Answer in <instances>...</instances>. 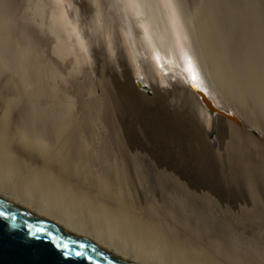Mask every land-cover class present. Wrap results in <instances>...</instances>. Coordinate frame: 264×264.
Returning a JSON list of instances; mask_svg holds the SVG:
<instances>
[{
	"label": "rangeland",
	"instance_id": "1",
	"mask_svg": "<svg viewBox=\"0 0 264 264\" xmlns=\"http://www.w3.org/2000/svg\"><path fill=\"white\" fill-rule=\"evenodd\" d=\"M45 1L46 2L43 0H38L37 2L35 0L0 1V15L2 12V14H4L0 16V23H3L0 24L1 109H7L8 103L3 102L10 100V109L47 108L59 109V111L64 109L63 112L70 113L73 116L79 114V117L83 116L81 118L82 120H80L82 125H86L87 127L95 123L104 126L109 123L111 124L112 121L113 123L117 122L118 126L115 125L114 132L116 133L117 130L118 133H116L117 136L115 140L120 139V142L125 140L124 143L127 145L133 142L135 144L137 143L136 145L139 151L141 153L143 151L142 154L146 156H151L150 158L155 159L158 158L157 156L167 153V157H165L166 155H162V157L170 158L176 163L179 162L181 167L180 173L183 171L184 175H186H183L182 180L179 181L181 184L183 183L182 187H178L177 181L174 180L176 176L173 173H171L172 176H170V174L168 177L160 176V174L158 177L157 174L152 175L148 180H146V177L144 179L146 181H142V188L139 189L136 188L133 182L125 179V177L119 179L111 178L108 180L100 179L92 183L84 179L82 174H79L81 178L74 175L70 176L71 179L80 180V189L83 194H85V191H89L91 197L100 195L101 197H105V201L102 199L103 207L114 205L118 206L120 211H124L129 206L132 207L135 212L142 211L143 215H146V219L150 216L149 219L153 218L154 221L157 222L159 220L160 227L164 229L166 237L175 238L176 236L175 241L179 243L183 242L184 245L187 246V254H190V257H198L205 260L212 257L213 262H218L220 264H264V231H262L264 230V123L259 120L257 111V113L253 114L250 111H248L250 112L248 113L236 100L231 98L228 100L227 97H224L225 99L222 97L224 89L221 85L220 77H217L220 71L217 69V67H219V62H217L216 67L213 61L216 57L222 56L220 52L222 54L224 53V51H222L223 49H221V51L219 50V53H216L215 42L217 38L223 35L227 36V31H230V36H232V32L234 34L232 36L234 39V41H232V48L236 45H247L250 42H252V45L256 44L258 43V37H264V0H180L181 6H183L185 24L188 26L190 35L194 38L195 46H197L202 59H204V63L206 62L204 66L208 64L205 68L208 72L207 77L210 85L217 94L222 95L218 98V100H220L219 103L229 108L227 110H231L228 114L235 115L237 118L228 117L226 113H217L214 115L211 111L206 110L209 108H206L207 106L204 103L192 96L189 97L188 94L186 95V93H188L186 90L184 93V91L178 88L183 92L181 93L173 85L170 88L168 87L170 85H159L156 87L152 76L146 72L144 66V70L138 76L135 78L131 76L132 81H136L141 94H139L138 91H136V93L134 91L132 94L131 90L132 95L130 96L129 93L125 91L126 89L111 92L108 88L110 91L109 93L108 90L103 89L104 83L100 78L104 72L101 59L105 47V42L102 41L101 36L103 35V30L106 32V30L109 29L104 25L105 21L101 26L100 32H95V34L97 33V37L95 36L97 39V49L95 50L92 60H82L81 64V61L76 60V56H74L72 52L61 53L59 50L55 32H53L52 24L49 21L50 12L48 11L50 7L47 3H50V0ZM133 1L144 3L146 0ZM149 1L154 9L162 15L164 11L162 0ZM103 2H106L108 6L101 8L102 11L96 6V0H73L74 5L78 8L81 17L83 16L84 19L88 16L82 15V10L86 8L88 10L90 6L92 7L91 10H94V12L89 16L92 26L96 25V18L98 16V12H96L97 8L103 13L106 12L103 19L107 21H109V19L114 21L116 19L117 12L115 7L111 4V0H103ZM225 3H227V5L229 4L228 7ZM208 6L210 7L208 8ZM69 9L74 11L72 7ZM238 12L242 15V18H237L240 20L235 19L236 17H241ZM226 17L229 18V21ZM203 20L204 22H202ZM210 21L214 22L210 23ZM126 22L129 24V18ZM216 22L218 23L215 24ZM230 23L233 24L230 26ZM251 23L257 26L253 27ZM234 28L240 31L238 32ZM127 29H130V25H128ZM254 29H256V31H254L256 35H254L255 37L252 39L249 34H251V31ZM115 35L117 36L118 34L116 33ZM6 40H10V42L6 43ZM244 40H247V42ZM218 48L221 47L218 46ZM238 48L239 47H237V49ZM120 49V56L117 55L115 60L114 58H110L108 62H110V68L115 72L118 79L122 83H127V78L124 74L125 71H127L125 69L128 66L129 60L122 45ZM241 49L243 50V48ZM229 50H231V48H226V51ZM213 53H216V55L214 54V56ZM254 58L256 57L254 56ZM98 59H100V61ZM111 60H113V62H111ZM207 61L211 63L209 64ZM254 62L259 66L257 59ZM119 63H121V65ZM99 67H101V69ZM130 70L131 69L128 68V74H130ZM262 70H264V68H262ZM261 75L263 76V74ZM138 80L142 81L143 84H149V90L142 89ZM216 81L218 83H216ZM124 92L126 95L125 97ZM161 94L165 96L162 98ZM112 97L114 100L110 99ZM29 99H31L32 108ZM113 101L117 103V106L115 103L113 104ZM159 106H162V108L164 107L163 109L167 108L168 112L171 109L177 112L175 113L172 111L171 113L176 115L174 117L175 120L173 117H169L170 120H174H172L173 122L155 119L160 115L159 113H161V108H159ZM120 115L125 119L124 122L121 121L122 125L118 123L120 122L118 121L121 117ZM180 115L183 116V118H179ZM83 118L87 120L84 119V121ZM96 119L99 121L96 122ZM100 119L103 120L105 124ZM88 120L91 121L89 122ZM134 123L136 124L135 126ZM104 128L107 129L110 127L108 125L106 127L104 126ZM127 139L129 142H132L128 143ZM137 139L140 144L137 142ZM259 142H263V145H260ZM16 145L17 144H12L11 146L15 149V147H17ZM27 146L28 145L25 144L21 148H26ZM21 148H19V150ZM25 148L21 150L25 155L21 151V156L19 155L21 159L26 161L24 162L20 159V164L18 163V165L22 167L21 163H23L21 169H25V167L29 166L27 163L33 162V157L36 155L32 156L33 153L31 152H34L32 148ZM146 148L151 150H147ZM163 150L164 153H162ZM27 151L28 153L30 152V154H28ZM26 155L31 158L28 159ZM53 165H55L54 162ZM178 174L179 172L176 173L177 176ZM197 175L206 177L209 181V187L212 185L210 189L216 191V202L213 204L214 207L212 205L213 208L209 207L211 205L203 202L210 197H206L208 196L206 194L208 191L204 188H201L202 190L199 191V187L202 183L197 181L196 178L194 179V176ZM97 177L98 179L106 178L102 176ZM160 180L164 182L163 184L167 183V186L170 187V189L166 190L168 193H171V196L169 197V193L168 198L164 199L166 202H159L160 206L168 211L164 210L161 215L159 213L157 215V213L155 214V212H153L154 209L152 205L154 206L158 202L152 197L158 195L155 183L156 181L160 182ZM147 181L150 182L147 183ZM194 183L197 185L194 186ZM116 187H124L125 189L128 187V189H126L127 193L134 199L136 198L135 205L131 202L128 203L127 193L122 192L120 197L118 196L119 193L116 196L112 195L117 191ZM178 190L181 191L179 192ZM162 192L164 196V189ZM221 193L222 195L228 194V202L226 201L228 204L224 202L225 200L222 198ZM7 194L9 195V193ZM231 195L237 197V199L233 198ZM16 196H18V194H16ZM229 196H231V198ZM184 197L186 199H184ZM125 198L127 203H125ZM20 199L26 201L27 206H32L36 212L42 214V207L39 205V202L34 200L30 201L22 196ZM174 203L176 204L174 205ZM192 204L196 205V207L192 206L194 209L197 207L199 208H197L198 210L196 209V212H192L194 210L190 207ZM203 206H206L205 208H207V210H205ZM239 207L248 209H245L244 213ZM154 208H156V205ZM210 209L213 211L211 210L210 212ZM239 210L241 213L238 212ZM210 213L213 214V216L211 215L212 217ZM242 216L244 218H242ZM45 217L62 225V219L51 212H49V215L46 214ZM238 218L244 219V222H241ZM163 220H165V222ZM258 223L259 225H257ZM68 226L72 231L82 232L92 240L87 241L95 244V237L100 247H103L101 245H105V240L107 238L101 237L98 239L95 232L84 230L81 225H75L74 222L68 223ZM255 226H258V228L261 226L259 228L260 231ZM223 235L227 238L223 237ZM127 256L130 257L128 254Z\"/></svg>",
	"mask_w": 264,
	"mask_h": 264
},
{
	"label": "bare ground",
	"instance_id": "2",
	"mask_svg": "<svg viewBox=\"0 0 264 264\" xmlns=\"http://www.w3.org/2000/svg\"><path fill=\"white\" fill-rule=\"evenodd\" d=\"M35 1L37 2L38 0ZM43 1L46 2L45 0ZM96 2V6L100 9L108 6L106 2H103V0H96ZM162 3L164 6V11L161 15L154 9L149 0H146L144 3H139L136 1L134 2L133 0H111V4L113 7H115L117 12L116 19L114 21H111L110 19L109 21L103 19L106 12L103 13L102 9L101 11L97 8L96 12H98V16L96 18V25L94 26H92V22L89 18L90 14L94 12V10H91L92 7L88 6V10L90 11H88L87 8L84 10L81 8L83 12L82 15L88 16L84 19L83 16L81 17L78 8L74 5L73 0H50V3H47L50 7L49 11H47L50 12L49 21L52 24L54 30L53 32H55L59 50L61 53L72 52L74 56H76V60L81 61V64L82 60H92L95 50L97 49V39L95 36L98 32H100L101 26L105 21L104 25L109 29H107L106 32L103 30V35L101 36L102 41L105 42L101 59L102 69L104 68V72L100 77L104 83L103 89L108 90L109 88L111 92H117L120 89H126L125 91L128 92L130 96L134 91L135 93L136 91L139 92L138 85L135 80L132 81L131 76L134 78L138 76L144 70V66L146 72L152 76L156 87L159 85H170L168 86L170 88L173 85L177 90L180 88V90L184 91V93L187 91L188 93H186V95L188 94L189 97L192 96L198 101L204 103L207 106L206 108H209L206 109L208 111H211V107L204 102L208 99H211L217 106L223 107V105H221L222 103H219L220 100H218V98L222 95L217 94L210 85L209 79L207 77L208 72L205 68L206 65L204 66L206 62L204 63V59H202L200 54V65L194 56L193 42L191 40L188 26L185 24L184 11L182 9L183 6H181L180 0H162ZM225 4L227 5V3ZM71 7L74 11L69 9ZM209 7L210 6H208V8ZM2 13L1 15H4ZM239 15L241 14L239 13ZM128 18L129 24L126 22ZM226 18L229 21V18ZM237 18H242V15L241 17L239 16L235 19ZM202 22H204V20ZM211 22L212 21H210V23ZM217 23L218 22L215 24ZM232 24L233 23H230L229 25L231 26ZM128 25H130L129 30L127 29ZM229 25L228 28L230 27ZM252 25L253 27L257 26L254 23ZM234 29L237 30L236 28ZM254 31H256V29L252 30L251 34H249L252 39L255 37L254 35H256V32ZM95 32L97 33L95 34ZM116 33L118 34L117 36L115 35ZM226 33L227 36L223 35L220 38H217L215 42L216 53H219V50L221 51V49H223L222 51H224V53L222 54L220 52V55L222 56H218L213 60L216 67L217 62H219V67H217V69L220 71L218 72L219 75H217V77H220V82L224 89V94L222 97H227L228 100L230 98L236 100L237 103L240 104L241 107L247 112L250 111L252 114L258 112L259 120L264 123V70H262V68H264V37L259 38L257 36L258 43L256 44L252 45V42L243 46L234 44L236 45V48L234 45V48H232V41H234L232 36L234 34L232 32V36H230V31H227ZM244 41L247 42V40ZM5 42L8 43L10 40H6ZM121 45L124 47V52H126V56L129 60L128 66L126 69H124L127 71L128 68L131 69L130 74H128L127 71H125L124 74L126 75L125 77L127 78V83H122L118 79L115 72H113L110 68V62H108L110 58H114L115 60V57L120 54ZM218 46L221 48H218ZM237 47L239 48L237 49ZM226 48H231V50L226 51ZM241 48H243V50ZM216 53H213V55H216ZM254 56L256 58H254ZM181 57L186 62L185 66H183L181 62ZM256 59L259 62V66H257L254 62ZM98 60L100 61V59ZM111 62H113V60H111ZM119 64L121 65V63ZM99 68L101 69V67ZM260 73L263 74V76ZM141 82L142 81H139V84L142 86L143 82ZM216 83L218 82L216 81ZM149 88L150 86L148 84L147 89L149 90ZM198 90L203 94L202 99L198 95ZM182 91L180 92L183 93ZM139 94L141 93L139 92ZM161 95L162 98L165 96L164 94ZM125 96L126 95L124 92V97ZM110 99L114 100L113 97ZM29 102L31 104V99H29ZM3 103H8V106L7 109H1L0 105L1 197L33 210L34 208L30 205L29 206L32 208L27 206V202L21 200L20 197L22 196L29 199L30 201L34 200L39 202V205L42 207L41 213L43 216H46V214L49 215V212H51L52 214L59 216V218H61L63 221L61 224L68 227L69 229L70 227L68 226V223L74 222L75 225H81L84 230L95 232L98 239L101 237L107 238L105 240V245L101 246L108 248V250H111L117 254L127 253L130 257H128L127 254L121 255L126 258L128 257L127 259L135 264H220L218 262H213L212 257L207 260L198 257H190V254H187V246H185L183 242H176V236L175 238L166 237L164 229L160 227L159 220L157 222L154 221L153 218L149 219L150 216L148 217V214V219H146V215H143L142 211L135 212L133 208L129 206L127 208L125 206L126 209L124 211H120V208L114 205L103 207L102 199L105 201V197H101V195L97 197H91L89 195V191H85V194H83L80 189V180L70 178V176L73 175L81 178L79 174H82L84 179L93 183L95 181H99L100 179L108 180L111 178L119 179L121 177H125V179L133 182L136 188L139 189L142 188V181L146 177V180H148L152 175L157 174L158 177L160 174V176L168 177L171 173H173L177 177H174V180L177 181L178 187H182L183 183L181 184L179 181L182 180L184 173L183 171L180 173L181 167L179 162L176 163L170 158H164L165 155V157H167V153L165 155L162 154L164 155L163 157L162 155L157 156L158 158L153 156L155 158L153 159L150 158L151 156L142 154L143 151L142 153L139 151L136 145L137 143H131L132 141L129 142L127 139L128 143H131L127 145L124 143L125 140H122L121 142L120 139H117L118 141L115 140V137L117 136L116 133H118L117 130L116 133L114 132L115 125L118 126L117 122L113 123L112 121L111 124L108 122L110 128L107 129H105L104 126L106 127L108 125L103 126L99 123L91 124L87 127L86 125H82L80 121L82 120L81 118L83 116L79 117V114L73 116L70 113L63 112L64 109L62 111H59V109L57 110L47 108L10 109V100ZM114 103L115 102L113 101V104ZM115 105L117 106V103H115ZM159 108H161V113H159L160 115L155 119L160 121L167 120L169 122H173L175 120L174 117L176 115L171 114L172 111H174L173 109L168 112L167 108L163 109L164 107L162 108V106H159ZM218 113L224 114L225 112L223 113L220 111ZM121 117L118 120L120 121L118 123L125 121V119ZM169 117H173L174 120H170ZM180 117L183 118L181 115L179 118ZM228 117L237 118L232 114H228ZM85 118H83V120ZM97 121L99 120L96 119V122ZM135 123L134 126L136 125ZM259 143L260 145H263V142ZM12 144H17V147L13 149L11 146ZM25 144L28 146L26 148H21ZM19 148L21 149L19 150ZM24 148H32L34 152H31V150L30 152L33 153L32 156L36 154V157H33V162L27 163L29 166L25 167V169H21L23 167V163H21L22 167L18 165V163L20 164L19 161L21 159L19 155L21 156V150ZM30 152L28 153L27 151L28 154H30ZM22 153L24 154V152ZM162 153H164V150ZM29 158L31 157L28 156V159ZM21 160L24 161V159ZM53 162L55 165H53ZM177 172H179L178 176L176 175ZM97 176L106 178L98 179ZM170 176H172V174ZM195 178L197 181L202 183L199 187V191L204 188L206 191H208V193H206L208 196L206 197H210L208 200L205 199V201H202L208 205H211L209 207H212L214 202H216V191L210 189L212 185L209 187V181L206 179V177L197 175L194 176V179ZM150 181H147V183ZM163 183L164 182L161 180L160 182L156 181L155 186L158 195L152 197L158 202L155 204L156 208H154L155 205H152V208L154 209L153 212H155V214L157 213V215L158 213L161 215V213L165 210L160 206L159 202H166L164 199L168 198L170 193H168L166 190L170 189V187L167 186V183H165L166 186ZM196 185L194 183V186ZM116 189L117 191H115L112 195L116 196L119 193L118 196L120 197L122 192L127 193L126 189H128V187H126V189L124 187H116ZM163 189L165 191L164 196L162 192ZM7 193H9V195ZM16 194H18V196H16ZM170 196L171 193L169 197ZM231 196L229 197L231 198ZM127 197L128 203L131 202L135 205L136 198L134 199L129 194ZM126 198L124 199L125 203H127ZM222 198L225 200L224 202L228 204V194L222 195ZM233 198L237 199V197ZM184 199L186 198L184 197ZM21 201L25 203H22ZM175 204L176 203H174V205ZM192 206L196 207L195 204H192L190 207ZM205 207V210H207V208L209 209L208 206L207 208ZM244 207H239L242 212H244L245 209H248ZM196 209H194L192 212H196L199 208L197 210ZM211 210L212 209H210V212ZM240 210L238 212H240ZM211 215L213 216V214L210 213V216ZM242 218L244 217L242 216ZM242 218L238 219L241 222H244V219ZM163 221L165 222V220ZM257 225H259V223ZM255 227L258 228V226ZM259 228L258 230L260 231ZM76 233L86 240L92 241L90 237L84 235L82 232ZM227 236L229 237L228 234ZM223 237L227 238L225 235H223ZM94 240L95 245L99 246L95 237Z\"/></svg>",
	"mask_w": 264,
	"mask_h": 264
},
{
	"label": "water",
	"instance_id": "3",
	"mask_svg": "<svg viewBox=\"0 0 264 264\" xmlns=\"http://www.w3.org/2000/svg\"><path fill=\"white\" fill-rule=\"evenodd\" d=\"M191 40L194 56L201 65L200 52L192 36ZM181 62L185 66L183 58ZM141 87L148 90V84ZM198 92L202 99V92ZM204 102L214 115L231 111L225 106H217L211 99ZM0 214V264H135L121 254L97 246L71 229L1 196Z\"/></svg>",
	"mask_w": 264,
	"mask_h": 264
},
{
	"label": "snow or ice",
	"instance_id": "4",
	"mask_svg": "<svg viewBox=\"0 0 264 264\" xmlns=\"http://www.w3.org/2000/svg\"><path fill=\"white\" fill-rule=\"evenodd\" d=\"M0 215H2V214H0Z\"/></svg>",
	"mask_w": 264,
	"mask_h": 264
}]
</instances>
